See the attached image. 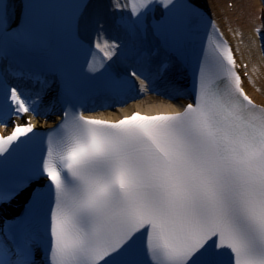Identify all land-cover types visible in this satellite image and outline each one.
<instances>
[{"label":"bare ground","instance_id":"1","mask_svg":"<svg viewBox=\"0 0 264 264\" xmlns=\"http://www.w3.org/2000/svg\"><path fill=\"white\" fill-rule=\"evenodd\" d=\"M193 2L229 30V34L232 31L242 36L233 38L232 41V45L240 51L238 57L240 64L244 62L249 64L247 70L241 71L242 74L249 72L248 78H242L241 85L258 103L264 104V97L257 90L264 93V51L260 47L259 40L264 34V0H193ZM230 2H234L232 10L229 7ZM127 3L128 0H93L86 12L87 16L82 27V34L86 39L99 41L112 62L118 59L119 54L121 57L125 56L122 61H129L134 54L140 53L145 47L154 43L151 35L148 34L147 40L144 41L136 30L126 41V30L122 25L125 16L129 13ZM256 28H261V32L257 33ZM242 39L243 47H237V42ZM162 79L169 92H177L184 82L182 74L178 79L175 69ZM141 106V103H137L135 109Z\"/></svg>","mask_w":264,"mask_h":264},{"label":"rangeland","instance_id":"2","mask_svg":"<svg viewBox=\"0 0 264 264\" xmlns=\"http://www.w3.org/2000/svg\"><path fill=\"white\" fill-rule=\"evenodd\" d=\"M234 2H230L229 3V5H231V4H233ZM230 7V9H232L233 7L232 6H229ZM258 90V92L261 94V95H263V97H264V93H262L259 89H257Z\"/></svg>","mask_w":264,"mask_h":264}]
</instances>
